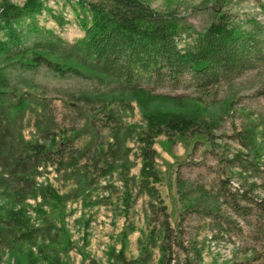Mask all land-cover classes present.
Segmentation results:
<instances>
[{"label":"rangeland","instance_id":"rangeland-1","mask_svg":"<svg viewBox=\"0 0 264 264\" xmlns=\"http://www.w3.org/2000/svg\"><path fill=\"white\" fill-rule=\"evenodd\" d=\"M4 1L0 0V8ZM8 1L23 6L26 0ZM40 1L66 20L59 27L45 20V11L37 17L39 25L53 30L63 47L73 46L84 36L72 12L73 4ZM142 1L156 11L176 16L181 44L187 32L204 31L218 14H228L244 29L251 28L247 21L252 19L264 29V0ZM44 56L75 68L82 76L61 77L45 68L36 73L14 69L13 89L45 104V110L33 104L24 141L65 139L79 152L97 153L98 143H105L109 137L107 130L96 136L93 120L97 110L91 108V101L104 103L126 127L135 131L146 128V111L128 93L111 92L101 86V76L81 63ZM166 93L175 96L174 101L154 102L150 108L185 116L200 114L215 128L207 137L185 140L161 135L154 140L160 179L155 185L157 194L148 196L135 185L142 160L134 134L126 139L130 153L124 175L119 165L106 177L91 173L84 184H78L69 170L40 168L33 178L37 197L25 200L14 210L21 212L23 231L30 226L47 230L33 242L4 250L0 264H133L145 253L151 256L148 264H164L169 258L174 259L172 263L187 259L192 264H264L262 69L242 74L209 97L191 89ZM42 117L48 119L47 133L43 132L46 125L35 121ZM12 205L0 195V217L8 219ZM166 219L170 229L180 235L179 245L171 240V250L163 258L159 247Z\"/></svg>","mask_w":264,"mask_h":264},{"label":"trees","instance_id":"trees-1","mask_svg":"<svg viewBox=\"0 0 264 264\" xmlns=\"http://www.w3.org/2000/svg\"><path fill=\"white\" fill-rule=\"evenodd\" d=\"M65 1L73 4L72 12L84 34L69 48L61 45L53 30L39 25L37 17L43 11L45 20L59 27L66 24L64 17L56 15L40 0H26L23 6L5 0L0 8V195L13 204L8 212L9 220L0 217V260L4 250L11 251L22 242H33L47 230L30 226L23 231L21 212L14 210L25 200L37 197L33 178L40 168L69 170L78 184H84L91 173L106 177L119 165L124 175L128 172L130 153L126 139L134 134L141 146L142 160L140 178L135 185L140 192L154 197L155 185L160 182L155 168L154 140L161 135L185 140L207 137L215 126L200 114L162 112L150 108L151 104L174 101L175 96L166 91L191 89L195 94L209 97L248 71L261 68L264 73V29L253 19L247 21L251 28L244 29L228 14H218L204 31L187 32L188 37L181 44L182 33L176 16L156 11L142 0ZM44 54L81 63L101 76L98 80L101 86L111 92L128 93L146 111V128L135 131L126 127L104 103L91 101V108L97 110L94 132L98 137L101 130H107L109 137L105 143H98L97 153L79 152L65 139L24 141L23 132L34 111L33 104L43 110L45 104L13 89L14 69L36 73L45 68L61 77L82 76L75 68L54 63ZM35 121L43 122L46 125L43 132H48L46 117ZM121 181L128 187L127 181ZM221 182L226 181L221 179ZM52 197L60 199L54 194ZM163 213L166 216L165 210ZM163 231L159 248L164 258L172 242L179 245L180 233L170 229L167 219ZM150 260V254L145 253L133 264H148ZM173 261L169 258L164 264H192L187 259Z\"/></svg>","mask_w":264,"mask_h":264}]
</instances>
